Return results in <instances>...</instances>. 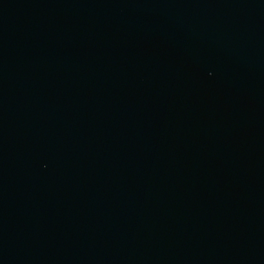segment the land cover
<instances>
[{
    "label": "water",
    "instance_id": "water-1",
    "mask_svg": "<svg viewBox=\"0 0 264 264\" xmlns=\"http://www.w3.org/2000/svg\"><path fill=\"white\" fill-rule=\"evenodd\" d=\"M0 264H264V0H0Z\"/></svg>",
    "mask_w": 264,
    "mask_h": 264
}]
</instances>
